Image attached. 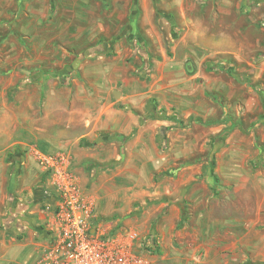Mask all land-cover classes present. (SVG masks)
<instances>
[{
	"label": "rangeland",
	"instance_id": "obj_1",
	"mask_svg": "<svg viewBox=\"0 0 264 264\" xmlns=\"http://www.w3.org/2000/svg\"><path fill=\"white\" fill-rule=\"evenodd\" d=\"M104 68L114 70L108 104L139 124L82 136L107 101L93 76ZM0 129L11 169L36 156L41 171L22 178L34 193L69 196L43 161L64 155L71 193L111 234L136 232L141 254L162 259L195 221L229 252L236 235L260 246L264 0H0ZM30 201L50 218L44 200ZM36 240L29 264L44 260L46 226Z\"/></svg>",
	"mask_w": 264,
	"mask_h": 264
},
{
	"label": "crops",
	"instance_id": "obj_2",
	"mask_svg": "<svg viewBox=\"0 0 264 264\" xmlns=\"http://www.w3.org/2000/svg\"><path fill=\"white\" fill-rule=\"evenodd\" d=\"M113 71L110 68H104L93 75L103 84V94L108 93L103 95L107 101H97V103L105 104L98 117L99 124L91 127L92 129H89L91 125H87L89 130L82 136H90L98 130L123 132L139 124L138 113L124 112L111 108L112 102L108 104L111 91H106V87L114 80ZM257 76L255 75L254 78ZM91 120L92 118L86 119L89 124ZM6 134L9 138V132L0 129V136ZM58 141L59 144H63V139ZM58 141H55V144ZM27 145L32 146L28 142ZM4 152L5 148L0 147V264H29L38 257L37 249L43 242L36 240V232H39L42 226L47 228L49 214L40 207L39 203L33 204L30 201L33 195L43 200V191L34 193L32 187L34 181H27L25 184L22 178H25L27 170L32 173L37 168L40 172L41 167L35 159L36 156L31 154L27 161L23 162L25 169L13 170L9 167L10 163L6 161ZM189 182L191 179L188 177L186 180L181 179L179 184L188 185ZM17 199L23 203L19 204ZM3 218L7 219L3 220ZM232 224L234 228L241 227L240 221L237 222L238 225L235 222ZM188 228L189 235L187 236L175 234L170 244V251L162 254V259L156 255L143 254V256L154 258L163 264H257L264 262V243L254 246L236 235L232 241L233 251L229 252L228 247L222 246V243H225L224 236L206 235L204 222L195 221L191 225L189 222ZM163 238L169 244L168 240L171 239L165 235Z\"/></svg>",
	"mask_w": 264,
	"mask_h": 264
},
{
	"label": "built area",
	"instance_id": "obj_3",
	"mask_svg": "<svg viewBox=\"0 0 264 264\" xmlns=\"http://www.w3.org/2000/svg\"><path fill=\"white\" fill-rule=\"evenodd\" d=\"M54 168V184L69 196L49 200L43 191L44 206L51 209L47 222L49 245L41 264H163L143 256L135 248L138 234L113 235L93 215V209L71 193L67 180L69 159L64 155H43Z\"/></svg>",
	"mask_w": 264,
	"mask_h": 264
},
{
	"label": "trees",
	"instance_id": "obj_4",
	"mask_svg": "<svg viewBox=\"0 0 264 264\" xmlns=\"http://www.w3.org/2000/svg\"><path fill=\"white\" fill-rule=\"evenodd\" d=\"M57 74H61V75H65V74H67V71H66V69L65 70H63V71H58V72H56ZM41 74H43V73H41V71H39L38 73H35L33 76H34V78H37V77H39ZM154 101V100H153ZM149 111L151 112V113H154L155 111H156V105H153L152 104V102L151 103H149ZM108 139H109V137H107ZM99 140H102V138H99ZM49 200H55L56 199V196L55 195H53V194H50L49 195ZM151 234H152V237H153V244L155 245L157 242H156V238H155V231H154V228L152 229V232H151ZM257 264H264V262H261V263H257Z\"/></svg>",
	"mask_w": 264,
	"mask_h": 264
}]
</instances>
